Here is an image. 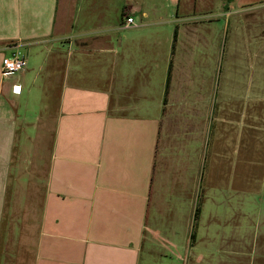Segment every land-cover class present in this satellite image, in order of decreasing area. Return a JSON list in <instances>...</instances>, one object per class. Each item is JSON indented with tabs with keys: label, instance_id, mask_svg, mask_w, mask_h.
Wrapping results in <instances>:
<instances>
[{
	"label": "crops",
	"instance_id": "1",
	"mask_svg": "<svg viewBox=\"0 0 264 264\" xmlns=\"http://www.w3.org/2000/svg\"><path fill=\"white\" fill-rule=\"evenodd\" d=\"M112 10L111 0H0V264H264L257 139L234 184H211L228 171L205 166L215 65L196 48L206 41L173 58L177 14L141 9L125 27ZM16 52L27 67L4 77ZM198 206L203 227L186 222L179 246L180 209Z\"/></svg>",
	"mask_w": 264,
	"mask_h": 264
},
{
	"label": "rangeland",
	"instance_id": "2",
	"mask_svg": "<svg viewBox=\"0 0 264 264\" xmlns=\"http://www.w3.org/2000/svg\"><path fill=\"white\" fill-rule=\"evenodd\" d=\"M111 3L112 23L118 26L132 14L136 22L139 21L138 10L149 11L154 6L174 17L177 14V23H172L173 28L168 29L171 34L177 32L173 58L180 55L183 43L206 41L205 47L196 48L197 60L200 53H208L215 65L210 74L212 78L207 81L211 95L209 113L204 117L205 166L228 171L224 176H211V184H234L238 180L231 173L235 163H240L243 168L251 167L248 156L251 153L246 151L253 141L257 139V146L264 151V0H111ZM70 11L73 22L76 11ZM138 30H134V34L136 31V35L144 39L147 35L143 36L144 33ZM118 36L117 32L114 33L115 42ZM37 106L36 100L32 99L29 115L35 117ZM250 183L252 181L247 182ZM196 208L180 209L183 214L178 222L176 238L179 246L180 243L188 245L187 237L183 239L186 222L193 221L195 229L202 226L201 215L195 216ZM215 225L218 224H210ZM199 239H195V243ZM196 245L191 251L195 262ZM178 252L186 256L185 250L179 249ZM209 258L206 263H218V256Z\"/></svg>",
	"mask_w": 264,
	"mask_h": 264
},
{
	"label": "built area",
	"instance_id": "3",
	"mask_svg": "<svg viewBox=\"0 0 264 264\" xmlns=\"http://www.w3.org/2000/svg\"><path fill=\"white\" fill-rule=\"evenodd\" d=\"M125 27H133L136 25V22L133 17H128L123 24ZM27 67V60L25 59L24 55L19 52H16L14 55L5 59L3 67H2V74L4 77H10L15 75ZM15 88H20V86H15Z\"/></svg>",
	"mask_w": 264,
	"mask_h": 264
},
{
	"label": "trees",
	"instance_id": "4",
	"mask_svg": "<svg viewBox=\"0 0 264 264\" xmlns=\"http://www.w3.org/2000/svg\"><path fill=\"white\" fill-rule=\"evenodd\" d=\"M176 37H177V32H175L174 34V42H173V48H172V54L174 55V48H175V43H176ZM171 73H172V61H171V65H170V68H169V74H168V79H167V88H166V95H168V89L170 87V80H171ZM201 209H200V206H198L197 210H196V216L198 217V215H200L201 213ZM194 240L196 239V235H193L192 237Z\"/></svg>",
	"mask_w": 264,
	"mask_h": 264
}]
</instances>
